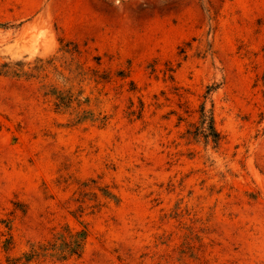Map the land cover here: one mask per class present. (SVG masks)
I'll return each instance as SVG.
<instances>
[{
  "label": "rangeland",
  "instance_id": "rangeland-1",
  "mask_svg": "<svg viewBox=\"0 0 264 264\" xmlns=\"http://www.w3.org/2000/svg\"><path fill=\"white\" fill-rule=\"evenodd\" d=\"M2 64L0 264H264V0H0Z\"/></svg>",
  "mask_w": 264,
  "mask_h": 264
},
{
  "label": "trees",
  "instance_id": "trees-1",
  "mask_svg": "<svg viewBox=\"0 0 264 264\" xmlns=\"http://www.w3.org/2000/svg\"><path fill=\"white\" fill-rule=\"evenodd\" d=\"M23 70H14L9 64L0 65V75L12 74L16 77H23ZM202 122L208 121L204 111L202 112ZM210 125L208 130L211 136L217 137L218 133L214 126L213 117L209 119ZM2 124L0 122V128ZM88 231H73L69 226L64 227L61 231L56 232L49 239L32 242L29 244V250L24 252L20 257L7 256V264H42L47 260H55L59 262L68 261L74 257L80 258L83 254ZM5 248L8 249L7 245Z\"/></svg>",
  "mask_w": 264,
  "mask_h": 264
}]
</instances>
